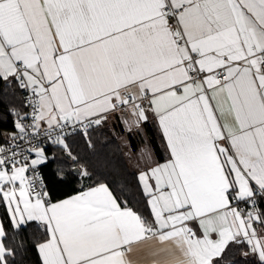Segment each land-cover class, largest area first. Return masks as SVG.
<instances>
[{
  "label": "snow or ice",
  "instance_id": "obj_1",
  "mask_svg": "<svg viewBox=\"0 0 264 264\" xmlns=\"http://www.w3.org/2000/svg\"><path fill=\"white\" fill-rule=\"evenodd\" d=\"M0 86L31 96L7 108L0 264L32 221L40 264H264V0H0ZM116 112L151 113L170 152L138 176L150 218L105 183L53 203L38 174L42 138L76 162L67 126L91 148Z\"/></svg>",
  "mask_w": 264,
  "mask_h": 264
},
{
  "label": "trees",
  "instance_id": "obj_2",
  "mask_svg": "<svg viewBox=\"0 0 264 264\" xmlns=\"http://www.w3.org/2000/svg\"><path fill=\"white\" fill-rule=\"evenodd\" d=\"M15 93L16 95L13 96L12 90L9 89L5 96L0 91V144L2 146L9 143V135L18 133V129L15 128L16 117L7 111L8 106H19L25 112V107L20 105V100L24 97L22 89L15 88ZM117 117L119 116H116L107 125L89 130V137L93 145L91 148L85 137L81 135L66 140L73 154L78 157L76 162L70 160L66 151L57 147L58 145L45 148L48 154H55L56 157L55 160H50L39 167L42 178L52 201L74 195L88 185L105 183L118 198H128L129 194H134L132 203L150 218L149 210L144 205V197L140 193L142 186L138 174L130 166L123 147L112 133L113 128H122ZM142 126L156 160L159 163L165 162L167 145L157 122L150 120L143 123ZM4 134H7L8 138L4 137ZM129 143L132 150L136 152L138 145L133 136L129 137ZM81 166L86 167L92 173L91 180L86 177L80 179V175L74 172L75 168L81 169ZM122 192L124 196H121ZM135 201H139V204H135ZM0 219L4 220L6 227H9L3 203H0ZM23 236L28 241L27 251H22L16 256V264H40V256L34 245L37 242H43L45 236L43 226L35 221L29 222ZM235 258L237 261L242 260L238 251L235 253Z\"/></svg>",
  "mask_w": 264,
  "mask_h": 264
},
{
  "label": "rangeland",
  "instance_id": "obj_3",
  "mask_svg": "<svg viewBox=\"0 0 264 264\" xmlns=\"http://www.w3.org/2000/svg\"><path fill=\"white\" fill-rule=\"evenodd\" d=\"M131 124L129 122L124 123V125L122 126L123 127L122 130L113 128L112 133H113L114 137H116V139L119 141L121 146L123 147L124 153H125L126 148H128L127 145H129L128 144L129 143L128 137L133 136V138L135 139L139 148L133 157L134 160H132L131 162L136 163V161H137V163L147 165L148 163H150V160L152 157L154 160L156 159L155 154L149 146L147 137L143 131V126H142L143 124H139V126H136L135 124L133 125V123H131ZM126 154L127 153H125V156H126ZM126 158L128 159L127 156H126ZM134 168L135 167H133V165H132L133 170H135ZM84 184H86V183H84Z\"/></svg>",
  "mask_w": 264,
  "mask_h": 264
},
{
  "label": "crops",
  "instance_id": "obj_4",
  "mask_svg": "<svg viewBox=\"0 0 264 264\" xmlns=\"http://www.w3.org/2000/svg\"><path fill=\"white\" fill-rule=\"evenodd\" d=\"M211 93H209V95H210ZM213 103H215V102H213ZM114 118H116V115L115 114H112V115H110L109 116V119L106 121V122H104V123H102L100 126H103V125H107L108 123H110L111 121H113V119ZM118 118V120H120V121H118L119 123H120V125H121V127L124 125V123H125V120H127L130 124L132 123V120L134 119L133 117H131V115L130 114H127L125 117L123 116V117H117ZM156 121L155 120V118H153L152 117V115H151V113H149V119L147 120V121ZM147 121H141L140 122V124H143V123H145V122H147ZM127 122V123H128ZM157 122V121H156ZM158 124V123H157ZM132 125V124H131ZM134 125V124H133ZM41 127H42V129L43 128H45L46 127V124H42L41 125ZM97 127H99V126H97ZM93 128H96V127H93ZM123 129V127L120 129V130H122ZM160 129V128H159ZM161 131V130H160ZM161 133H162V131H161ZM10 136V135H9ZM4 137H7L8 138V135L7 134H4ZM165 139V138H164ZM128 142H129V137H128ZM165 142H166V140H165ZM127 144V143H126ZM129 145H127L128 146V148H126V150H125V153H127L126 154V156L128 157V160H129V162H130V166L132 167V165H133V167H135L134 169V171L138 174V176H139V173L142 171V170H145L146 169V167L148 166V165H152V164H154V162H158L156 159L154 160L153 159V157L151 158V160H150V163H148L147 165L146 164H141V163H137V161H136V163H132L131 161L132 160H134V155L136 154V152L138 151H136V152H134L133 150H132V148H131V145H130V143H128ZM166 145H167V143H166ZM0 146H2V144H0ZM57 147H59V148H61V149H63L61 146H57ZM138 148H139V146H138ZM45 150V149H44ZM64 150V149H63ZM127 151V152H126ZM45 155H46V157H48V159L43 163V164H41V165H39V167H41V166H43V165H45L48 161H50V160H55V157H56V155L55 154H48L47 152H46V150H45ZM166 156H167V159L169 158V156H170V152H169V150H168V148H167V152H166ZM166 159V160H167ZM159 163V162H158ZM164 163V162H163ZM139 164V165H138ZM82 177L80 176V179H81ZM19 186V182H17V187ZM142 186V185H141ZM85 188V187H84ZM110 189V188H109ZM111 191V190H110ZM80 192V191H79ZM79 192L78 193H76V194H74V195H71V196H68V197H66V198H63V199H61V200H58V201H52L53 203H56V202H61V201H63V200H65V199H69V198H71V197H73V196H75V195H77V194H79ZM1 220V219H0ZM38 223V222H37ZM256 227H257V230L259 231V226L258 225H256Z\"/></svg>",
  "mask_w": 264,
  "mask_h": 264
},
{
  "label": "built area",
  "instance_id": "obj_5",
  "mask_svg": "<svg viewBox=\"0 0 264 264\" xmlns=\"http://www.w3.org/2000/svg\"><path fill=\"white\" fill-rule=\"evenodd\" d=\"M22 91H23L24 96H25V95H28L29 98H31V96H30V91H25V90H22ZM30 111H31V109H29V108H25V112H30ZM127 114H128V113H122V112H116V113H115V115H116V116H119V117H123V116L125 117ZM93 127H97V126H93ZM93 127H91V128H93ZM91 128H89V130H90ZM89 130H88V132H89ZM18 131H19V130H18ZM65 131H66L67 133H70V135H67V136H66V140L69 139V138H72V137H74V136H76V135L84 136V135H83V129L80 128L79 126L73 127L71 124H69V125L67 126V128L65 129ZM42 139L44 140V143H43V147H44V149L47 148V147H49V146H51V145H55V144H53L50 140H48L47 138H42ZM14 143H21V144H23V146H24L25 148L27 147V145L24 144L23 141H15ZM3 146H9V143L6 144V145H3ZM30 158H35V154H34V153L31 154ZM38 174H39V176L42 178V174H41V171H40L39 166H38ZM26 176H28L29 179H31V178H32V171L29 170V171L26 173ZM42 179H43V178H42ZM43 183H44V181H43ZM44 186H45V183H44ZM45 190H46V186H45ZM46 191H47V190H46ZM244 207H245V205H244L243 203H241V204H240V208L243 209Z\"/></svg>",
  "mask_w": 264,
  "mask_h": 264
},
{
  "label": "water",
  "instance_id": "obj_6",
  "mask_svg": "<svg viewBox=\"0 0 264 264\" xmlns=\"http://www.w3.org/2000/svg\"><path fill=\"white\" fill-rule=\"evenodd\" d=\"M78 169H79V168H75V169H74V172H75L76 174H78V172H77Z\"/></svg>",
  "mask_w": 264,
  "mask_h": 264
}]
</instances>
